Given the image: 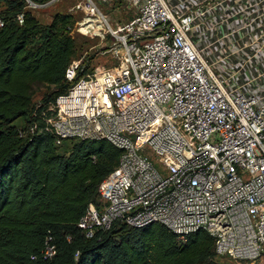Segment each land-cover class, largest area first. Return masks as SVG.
I'll use <instances>...</instances> for the list:
<instances>
[{
    "label": "built area",
    "instance_id": "2783aa9c",
    "mask_svg": "<svg viewBox=\"0 0 264 264\" xmlns=\"http://www.w3.org/2000/svg\"><path fill=\"white\" fill-rule=\"evenodd\" d=\"M60 1H75L83 34L113 39L111 66L41 115L56 143L121 149L77 222L84 236L157 222L182 237L208 232L216 255L238 264L264 255V0H121L133 15L116 25L102 7L118 0H25ZM55 252L48 239L40 255Z\"/></svg>",
    "mask_w": 264,
    "mask_h": 264
},
{
    "label": "trees",
    "instance_id": "16d2710c",
    "mask_svg": "<svg viewBox=\"0 0 264 264\" xmlns=\"http://www.w3.org/2000/svg\"><path fill=\"white\" fill-rule=\"evenodd\" d=\"M0 18V264H220L204 230L182 237L157 222H114L84 236L77 222L99 204L121 149L102 138L56 143L42 129V112L70 87L76 17L55 12L42 23L25 0H0ZM36 86L45 88L38 100ZM48 239L56 252L43 259Z\"/></svg>",
    "mask_w": 264,
    "mask_h": 264
},
{
    "label": "rangeland",
    "instance_id": "374dc122",
    "mask_svg": "<svg viewBox=\"0 0 264 264\" xmlns=\"http://www.w3.org/2000/svg\"><path fill=\"white\" fill-rule=\"evenodd\" d=\"M74 2L75 1H60L50 4L44 9L32 10L34 15L42 23L49 22L51 15L55 12H68L75 15L76 21L71 33L75 38L76 52L70 62V85L76 82L79 78L101 72L102 70L111 66L113 63V60L107 51L108 47L112 45L113 39H111L110 36L105 35L101 30H99L94 36L90 34H83L80 30V21L83 20L84 15L80 11L71 12L69 10ZM113 6L115 7V10H110L111 13L108 14L110 17V22L113 25L125 23L133 15V12L121 0L115 2ZM109 9L102 7L103 12L109 11ZM83 66L87 67L86 72L84 74L78 75L80 67ZM33 91L34 99L38 100L40 95H42V93L45 91V88L36 86L33 88ZM215 259L220 264H238L226 257L216 256ZM239 264H264V255L260 256L253 263Z\"/></svg>",
    "mask_w": 264,
    "mask_h": 264
}]
</instances>
